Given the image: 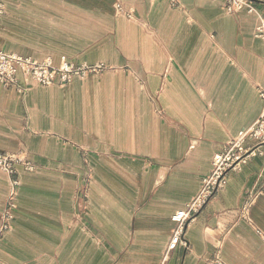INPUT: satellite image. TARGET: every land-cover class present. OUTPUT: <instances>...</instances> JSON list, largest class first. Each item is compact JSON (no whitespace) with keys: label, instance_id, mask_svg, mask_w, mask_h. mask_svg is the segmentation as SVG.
<instances>
[{"label":"crops","instance_id":"obj_1","mask_svg":"<svg viewBox=\"0 0 264 264\" xmlns=\"http://www.w3.org/2000/svg\"><path fill=\"white\" fill-rule=\"evenodd\" d=\"M225 2L122 0L128 18L114 0H7L1 51L111 69L25 95L0 83V153L35 166H17L0 264L163 262L172 216L263 111L264 0L258 14ZM262 173L264 155L229 173L166 264H215L219 241L225 264H264V191L237 219ZM10 186L0 169V224Z\"/></svg>","mask_w":264,"mask_h":264},{"label":"built area","instance_id":"obj_2","mask_svg":"<svg viewBox=\"0 0 264 264\" xmlns=\"http://www.w3.org/2000/svg\"><path fill=\"white\" fill-rule=\"evenodd\" d=\"M255 0H226L224 10L233 13L236 10L246 8L250 13L258 14ZM7 0H0V19L6 15ZM172 6H177L179 0H170ZM114 6L118 14L133 18V14L126 10L122 0H114ZM260 24L257 35L264 38V15H259ZM111 68L105 64H75L65 57L59 65H55L51 58L39 61L27 58L17 53H8L0 50V83L5 88H16L20 94L25 95L31 81L42 86L59 84L66 86L75 78L85 79L90 75H99ZM23 82V84H22ZM260 97L263 100V111L260 118L251 127L242 130L237 138L230 142L224 150L217 154L212 163L211 172L203 179L200 192L195 196L182 211L172 216V220L178 223L173 238L169 244L163 262L169 259V252L178 246H186L184 241L185 228L194 222L202 209L221 191L227 184V176L231 172L240 171L242 166L257 155H264V88L260 89ZM17 166H23L27 171H34V164L25 154L0 153V169L11 177V186L6 198L1 224L0 240L5 233L12 229L14 211L17 208L21 181L14 177ZM264 191V173L259 176L255 187L248 193L241 209L238 211V221L243 220L252 223L251 209L260 193ZM222 242L217 245L215 264H225L221 258Z\"/></svg>","mask_w":264,"mask_h":264},{"label":"rangeland","instance_id":"obj_3","mask_svg":"<svg viewBox=\"0 0 264 264\" xmlns=\"http://www.w3.org/2000/svg\"><path fill=\"white\" fill-rule=\"evenodd\" d=\"M20 4V3H19ZM22 4V3H21ZM4 22H2V30L4 31V35L6 34V18H4V20H3ZM20 27H18V28H20L19 30H18V32H20V36L22 35V29H23V22H20ZM16 33V32H15Z\"/></svg>","mask_w":264,"mask_h":264}]
</instances>
